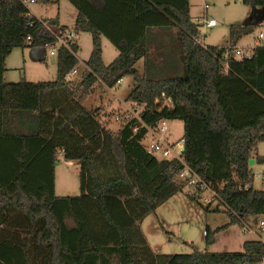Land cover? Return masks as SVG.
<instances>
[{
	"label": "trees",
	"instance_id": "trees-1",
	"mask_svg": "<svg viewBox=\"0 0 264 264\" xmlns=\"http://www.w3.org/2000/svg\"><path fill=\"white\" fill-rule=\"evenodd\" d=\"M27 1L0 0V264H260L261 241L245 242L241 253L155 255L140 224L187 185L178 179V160H159L145 149L148 129L163 120L183 123L182 159L214 193V211L225 207L228 225L264 215V191L253 188L249 165L251 159L264 165V157L253 156L264 142V46L226 60L225 49L203 47L189 0H68L77 12L72 29L37 19ZM240 1L264 9V0ZM155 29L173 30L179 53L171 63L175 75L164 79L146 76ZM66 30L92 38L77 80H67L78 65L75 39L69 49L56 48L54 81H3L13 49L44 48ZM250 31L231 26V49ZM101 38L118 51L109 64ZM140 60L144 75L135 68ZM126 77L134 87L125 102L137 118L113 132L83 101L96 85L111 89ZM61 157L79 165L77 196L54 193ZM194 189L191 201L203 192ZM213 236L205 231L206 246Z\"/></svg>",
	"mask_w": 264,
	"mask_h": 264
},
{
	"label": "rangeland",
	"instance_id": "rangeland-1",
	"mask_svg": "<svg viewBox=\"0 0 264 264\" xmlns=\"http://www.w3.org/2000/svg\"><path fill=\"white\" fill-rule=\"evenodd\" d=\"M31 15L42 20L47 25L59 23L72 29L76 19V9L68 0H58L51 3H25ZM250 6H245L240 0H189V13L192 20H214L216 25L206 28L199 26L200 44L203 47L227 49L231 46L229 29L231 26H241L250 14ZM174 31H171V34ZM264 34V20L251 31L243 35L235 44L243 52L253 47L256 36ZM167 31L150 30L148 35V68L146 76L154 79H164L174 76V67L178 62L179 53L174 38ZM78 52L76 58L78 73L71 77L75 81L79 72L85 68V61L92 50V38L88 33L76 36ZM159 48V52L155 50ZM102 61L109 64L117 56V49L105 38H101ZM52 50L44 48L20 49L15 48L5 59V83H17L21 80L28 82H50L56 79V58L49 55ZM45 55V57H44ZM44 59V60H42ZM144 60H140L135 68L141 75L145 74ZM67 80H70L67 78ZM134 87L131 77L121 80L114 88L108 89L96 85L93 94L83 101L87 109L96 113L99 121L116 132L121 125L114 120L115 116H123L129 108L125 102ZM134 110V109H133ZM136 112V110H134ZM166 131L162 138L172 143H181L183 123L180 120L165 121ZM152 139L144 140L145 145L151 144ZM176 147L174 151L176 152ZM253 156L264 157V142L258 144ZM250 169L254 175L253 188L264 191V165L253 163ZM179 179V178H178ZM182 191L176 193L168 201L159 205L154 212L149 213L140 224L142 235L148 247L155 255H187L194 252L213 255L243 252V244L247 241H261L264 243V230L260 222H264V215L247 218L242 224L228 225L230 220L225 213V207L220 212L214 211L217 203L212 200V194L202 192L196 201H191L188 195L196 191L186 180ZM54 193L56 196H77L79 190V165L68 162L62 157L58 160L54 172ZM228 225V226H227ZM227 226V227H226ZM223 227H226L222 229ZM264 228V226H263ZM214 233L213 244L206 246L205 231Z\"/></svg>",
	"mask_w": 264,
	"mask_h": 264
},
{
	"label": "built area",
	"instance_id": "built-area-1",
	"mask_svg": "<svg viewBox=\"0 0 264 264\" xmlns=\"http://www.w3.org/2000/svg\"><path fill=\"white\" fill-rule=\"evenodd\" d=\"M29 3H34V0H29ZM193 22H195L198 25H203L206 28H211L216 25L215 21L210 20H201V19H194ZM55 37V43L52 45H48L52 48V50L49 52V55L54 56L56 52L57 47H65L69 49V43L73 42L76 39V34L73 30H66L62 32H57L54 34ZM258 46H264V34L259 33L256 36V41L253 45V47L248 48V52H243L240 48L233 47V50L231 49V46L225 49L224 52V59H228L230 54L232 53L234 57L236 58H242V57H249L252 50ZM47 47V46H46ZM232 50V52H231ZM225 71L227 70V64L224 65ZM76 67L67 75V78L71 80V77L75 74H77ZM119 81L118 83H120ZM127 113L125 115L121 116H115L114 120L116 122L120 121H130L132 118H137V113L134 112V110L127 109ZM166 131V124L165 120L161 121L159 126L156 129H148L147 134L143 138V141L147 138H151L152 142L149 145H145V149L148 153L155 155L159 160H178L183 168L178 174L179 179H184L187 181V183L191 186H196L201 191H208L214 196V193L208 189V187L203 184L199 178L191 171V169L184 163L182 159V148L184 147V142L181 139V143H172L167 138L164 140L161 136ZM178 148V150L175 152L174 149ZM264 181V178L262 179ZM246 189V188H245ZM261 230L263 231L264 228V222H260ZM264 264V260L260 263Z\"/></svg>",
	"mask_w": 264,
	"mask_h": 264
},
{
	"label": "water",
	"instance_id": "water-1",
	"mask_svg": "<svg viewBox=\"0 0 264 264\" xmlns=\"http://www.w3.org/2000/svg\"><path fill=\"white\" fill-rule=\"evenodd\" d=\"M264 20V9H256L254 6H251L250 14L248 15L245 22L242 24L243 27H252L257 26L259 23H261ZM184 151V147L182 148V151ZM254 160H249V165L253 164Z\"/></svg>",
	"mask_w": 264,
	"mask_h": 264
},
{
	"label": "crops",
	"instance_id": "crops-1",
	"mask_svg": "<svg viewBox=\"0 0 264 264\" xmlns=\"http://www.w3.org/2000/svg\"><path fill=\"white\" fill-rule=\"evenodd\" d=\"M60 25V24H59ZM61 26H65V25H62L61 24ZM242 26V25H241ZM66 27V26H65ZM44 57H45V55H44ZM42 60H44V59H42ZM4 75H5V73L3 74V80H4Z\"/></svg>",
	"mask_w": 264,
	"mask_h": 264
}]
</instances>
